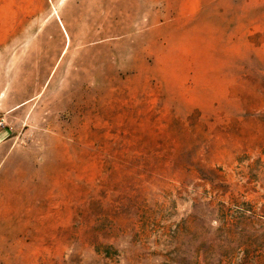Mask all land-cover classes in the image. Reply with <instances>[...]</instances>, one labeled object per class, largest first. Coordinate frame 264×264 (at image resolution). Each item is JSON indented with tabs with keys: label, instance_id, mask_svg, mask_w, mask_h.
<instances>
[{
	"label": "rangeland",
	"instance_id": "374dc122",
	"mask_svg": "<svg viewBox=\"0 0 264 264\" xmlns=\"http://www.w3.org/2000/svg\"><path fill=\"white\" fill-rule=\"evenodd\" d=\"M263 151L264 0H0V264H174Z\"/></svg>",
	"mask_w": 264,
	"mask_h": 264
},
{
	"label": "trees",
	"instance_id": "16d2710c",
	"mask_svg": "<svg viewBox=\"0 0 264 264\" xmlns=\"http://www.w3.org/2000/svg\"><path fill=\"white\" fill-rule=\"evenodd\" d=\"M264 152V151H263ZM249 157L240 159V162ZM244 174L247 184L264 189V156L248 162ZM214 173V171H212ZM216 174V173H215ZM216 177L219 176L216 174ZM206 179V177H203ZM230 185L221 182L213 190L199 194L196 190H177L173 199L185 193L191 201V212L168 235L174 249L164 254L174 264H264V195L263 201L247 200L245 194L221 198ZM215 223V225H214ZM158 234H164V225L157 223Z\"/></svg>",
	"mask_w": 264,
	"mask_h": 264
},
{
	"label": "crops",
	"instance_id": "0c3cea01",
	"mask_svg": "<svg viewBox=\"0 0 264 264\" xmlns=\"http://www.w3.org/2000/svg\"><path fill=\"white\" fill-rule=\"evenodd\" d=\"M25 101H26V100H25ZM25 101H23V102H25ZM21 102H22V101H21ZM19 104H20V101H19V103L17 102V103H16V105H13V107H12V108L14 109V108L18 107V106H19Z\"/></svg>",
	"mask_w": 264,
	"mask_h": 264
},
{
	"label": "bare ground",
	"instance_id": "6f19581e",
	"mask_svg": "<svg viewBox=\"0 0 264 264\" xmlns=\"http://www.w3.org/2000/svg\"><path fill=\"white\" fill-rule=\"evenodd\" d=\"M19 107V106H18Z\"/></svg>",
	"mask_w": 264,
	"mask_h": 264
}]
</instances>
